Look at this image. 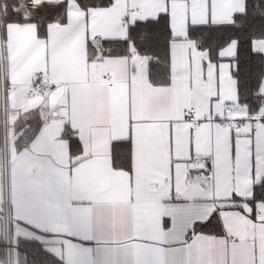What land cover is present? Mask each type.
Segmentation results:
<instances>
[{"label": "snow or ice", "instance_id": "snow-or-ice-1", "mask_svg": "<svg viewBox=\"0 0 264 264\" xmlns=\"http://www.w3.org/2000/svg\"><path fill=\"white\" fill-rule=\"evenodd\" d=\"M0 264H264V0H0Z\"/></svg>", "mask_w": 264, "mask_h": 264}]
</instances>
